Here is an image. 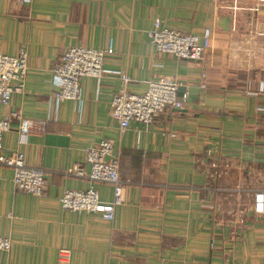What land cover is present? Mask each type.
I'll return each instance as SVG.
<instances>
[{
  "label": "crops",
  "instance_id": "1",
  "mask_svg": "<svg viewBox=\"0 0 264 264\" xmlns=\"http://www.w3.org/2000/svg\"><path fill=\"white\" fill-rule=\"evenodd\" d=\"M234 1L0 0V53L28 54L24 89L0 103V117L20 109L45 121L21 144L15 120L2 134L1 152H22L44 171L45 188L39 196L15 191L12 169L0 164V236L10 240L0 264H58L59 248L69 250L67 264H264V215L252 211L249 187L250 171L264 176V5L237 0V10ZM156 18L203 45L213 20L217 29L200 60L178 59L151 43ZM78 44L112 49L104 73L79 79V106L52 103L53 63ZM116 72L127 74L132 93L161 76L176 79L186 103L121 132L109 115L121 88ZM100 139L129 180L111 221L58 204L65 189L89 186L111 200L108 183L67 173L77 164L87 173L85 149Z\"/></svg>",
  "mask_w": 264,
  "mask_h": 264
},
{
  "label": "built area",
  "instance_id": "2",
  "mask_svg": "<svg viewBox=\"0 0 264 264\" xmlns=\"http://www.w3.org/2000/svg\"><path fill=\"white\" fill-rule=\"evenodd\" d=\"M258 7L264 5V0H257ZM234 9H241V4L235 0ZM258 7L256 9H258ZM227 23V21H226ZM216 20L203 31V37L210 45L213 41ZM221 26L218 21L217 26ZM229 22L228 27L233 28ZM151 43L159 53H167L178 59L197 61L203 57L207 45L200 43V36L184 33L161 25L159 18L153 23L148 32ZM112 53L111 48L93 49L83 45H72L65 48L56 58L51 69V83L53 90L50 94L52 103L58 104L64 100H71L80 105L79 79L83 76L99 78L104 70L102 62L106 55ZM28 54L20 49L14 55L0 53V103L7 105L11 96L21 93L24 89L27 70ZM121 79V88L109 102V115L117 120L120 131L128 128L131 121L145 125L153 123L155 117L169 108H182L186 103L188 93L180 92V82L167 76H161L148 82L147 89L142 93H132L128 90L129 77L126 73L116 72ZM208 85L207 71H202L199 86ZM264 86L261 85V89ZM258 112H264V106L257 107ZM17 122L18 143H24L28 132L42 133L45 131V121H32L22 116L20 109L8 110L0 117V164L12 169L11 182L15 191L39 196L45 188L44 171L24 160V154L19 151L3 153L2 134L10 127V123ZM84 162L88 165L85 174L81 165H73L67 173L76 177L85 176L90 182H106L111 186V200L102 202L97 192L89 186L85 190L65 189L58 197V204L62 209L70 211H85L98 213L103 219H113L114 207L124 201L125 184L129 180H122L119 175V157L111 154V144L107 139L88 146L84 153ZM252 211L257 215H264V187L252 190ZM10 240L0 236V250L7 251ZM58 264H67L69 250L58 249Z\"/></svg>",
  "mask_w": 264,
  "mask_h": 264
},
{
  "label": "rangeland",
  "instance_id": "3",
  "mask_svg": "<svg viewBox=\"0 0 264 264\" xmlns=\"http://www.w3.org/2000/svg\"><path fill=\"white\" fill-rule=\"evenodd\" d=\"M259 170H263L264 171V167L262 169H259ZM251 173L249 174L250 175V178H249V187H250V190L252 192V190H254L255 188H260V187H264V176L261 177H257L255 175L256 171L253 172V171H250ZM244 199V203H245V200H246V197H243Z\"/></svg>",
  "mask_w": 264,
  "mask_h": 264
}]
</instances>
